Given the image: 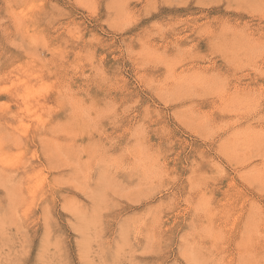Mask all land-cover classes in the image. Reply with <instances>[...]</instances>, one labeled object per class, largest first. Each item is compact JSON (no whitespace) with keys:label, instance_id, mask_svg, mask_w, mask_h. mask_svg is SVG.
Here are the masks:
<instances>
[{"label":"rangeland","instance_id":"1","mask_svg":"<svg viewBox=\"0 0 264 264\" xmlns=\"http://www.w3.org/2000/svg\"><path fill=\"white\" fill-rule=\"evenodd\" d=\"M263 163L264 0H0V264H264Z\"/></svg>","mask_w":264,"mask_h":264},{"label":"bare ground","instance_id":"2","mask_svg":"<svg viewBox=\"0 0 264 264\" xmlns=\"http://www.w3.org/2000/svg\"><path fill=\"white\" fill-rule=\"evenodd\" d=\"M228 103V102H227ZM251 143V142H250ZM258 147V146H257ZM264 164V163H263ZM257 174V173H256ZM151 175V174H150ZM153 181V180H152ZM151 181V182H152ZM216 213V212H215ZM249 221V220H248ZM245 226V225H244ZM255 230V229H254ZM197 231V230H196ZM200 231V230H199ZM250 231V230H249ZM202 232V231H201ZM221 233V232H220ZM250 233V232H249ZM255 235V234H254ZM249 240V239H248ZM250 242V241H249ZM221 243V242H220ZM246 248V247H245ZM254 252V251H253ZM246 255V254H245ZM249 255V254H248ZM232 258V257H231ZM242 258H243V256H242ZM252 259H250V261H251ZM239 263V262H238ZM240 264V263H239ZM249 264V263H248Z\"/></svg>","mask_w":264,"mask_h":264}]
</instances>
